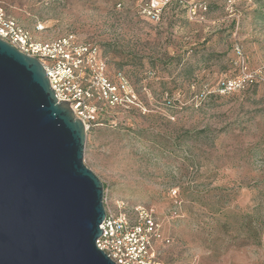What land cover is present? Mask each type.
Returning <instances> with one entry per match:
<instances>
[{
  "label": "rangeland",
  "instance_id": "374dc122",
  "mask_svg": "<svg viewBox=\"0 0 264 264\" xmlns=\"http://www.w3.org/2000/svg\"><path fill=\"white\" fill-rule=\"evenodd\" d=\"M144 1L0 3L36 37L94 45L127 81L128 105L87 131L84 160L110 204L156 212L168 264H264V0H206V22L175 3L160 23Z\"/></svg>",
  "mask_w": 264,
  "mask_h": 264
},
{
  "label": "water",
  "instance_id": "95a60500",
  "mask_svg": "<svg viewBox=\"0 0 264 264\" xmlns=\"http://www.w3.org/2000/svg\"><path fill=\"white\" fill-rule=\"evenodd\" d=\"M43 64L0 38V264H117L97 245L105 185Z\"/></svg>",
  "mask_w": 264,
  "mask_h": 264
},
{
  "label": "built area",
  "instance_id": "2783aa9c",
  "mask_svg": "<svg viewBox=\"0 0 264 264\" xmlns=\"http://www.w3.org/2000/svg\"><path fill=\"white\" fill-rule=\"evenodd\" d=\"M175 3L191 20L207 21L210 7L206 0H146L140 8L151 21L160 23L165 10ZM44 28L38 25L36 30ZM0 38L43 64L58 101H69L87 131L102 124V113L125 107L131 99L124 77L117 84L106 76L97 47L79 43L73 34L52 40L36 37L1 3ZM104 202V233L97 240L101 250L117 264H168L164 249L172 239L164 234L163 223L153 209L125 199L110 204L105 197Z\"/></svg>",
  "mask_w": 264,
  "mask_h": 264
},
{
  "label": "trees",
  "instance_id": "16d2710c",
  "mask_svg": "<svg viewBox=\"0 0 264 264\" xmlns=\"http://www.w3.org/2000/svg\"><path fill=\"white\" fill-rule=\"evenodd\" d=\"M255 13L257 14V16L259 18H261V20H264V8H259L255 11Z\"/></svg>",
  "mask_w": 264,
  "mask_h": 264
}]
</instances>
